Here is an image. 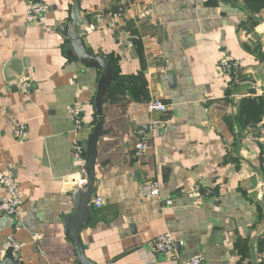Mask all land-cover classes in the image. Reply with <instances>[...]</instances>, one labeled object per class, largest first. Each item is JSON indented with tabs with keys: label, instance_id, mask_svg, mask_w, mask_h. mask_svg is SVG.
Instances as JSON below:
<instances>
[{
	"label": "crops",
	"instance_id": "obj_1",
	"mask_svg": "<svg viewBox=\"0 0 264 264\" xmlns=\"http://www.w3.org/2000/svg\"><path fill=\"white\" fill-rule=\"evenodd\" d=\"M32 1L0 0V171L11 168L23 194L17 216L0 213V259L78 264L64 225L79 188L72 146L86 145L97 124L102 70L67 55L71 0H41L47 21L28 23ZM79 3L88 52L113 70L96 163L103 206L81 233L87 258L264 264V0ZM225 61L236 69L225 74ZM152 101L167 112L149 113ZM19 124L28 131L22 141ZM151 181L160 195L143 200L138 190ZM164 234L181 248L153 254ZM9 237L20 245L16 256L3 255Z\"/></svg>",
	"mask_w": 264,
	"mask_h": 264
},
{
	"label": "water",
	"instance_id": "obj_2",
	"mask_svg": "<svg viewBox=\"0 0 264 264\" xmlns=\"http://www.w3.org/2000/svg\"><path fill=\"white\" fill-rule=\"evenodd\" d=\"M72 7L70 12V23L62 29V34L69 41V50L67 55L77 59L81 64L88 68H97L102 70V75L98 81V92L94 99V113L97 118V124L87 140V185L85 188H77L73 193L74 212L65 218L64 225L67 238L77 249L78 264H96L89 260L85 253V248L81 239V233L89 227L93 213L96 210L92 206V200L97 195L99 180L96 174V163L98 157V142L104 129V101L109 87L113 82V70L107 60L102 57L91 55L84 42V38L90 29L89 19L82 15L79 0H71ZM121 8H113L115 14ZM174 74H171L173 79ZM175 247L179 250L180 244ZM164 256V255H162ZM18 257V256H17ZM0 264H19L15 258L6 256L0 259Z\"/></svg>",
	"mask_w": 264,
	"mask_h": 264
},
{
	"label": "built area",
	"instance_id": "obj_3",
	"mask_svg": "<svg viewBox=\"0 0 264 264\" xmlns=\"http://www.w3.org/2000/svg\"><path fill=\"white\" fill-rule=\"evenodd\" d=\"M49 8L47 4L41 0H34L30 3L29 8L26 11V17L28 23H44L47 21V15ZM223 69L226 72H230L232 69H236V65L225 61L223 63ZM27 87V85H24ZM167 106L159 101H152L147 106L149 113H165L167 112ZM72 118L76 126L81 127L83 124V117L81 115V110L76 107L72 111ZM155 128H160L164 126L162 122L153 123ZM15 137L19 140H24L27 138L28 131L25 124H19L15 129ZM139 152H144L146 150L145 143H140L138 145ZM73 158L79 169V179L76 184L78 187L85 188L87 185V147L85 144L80 142H74L72 146ZM200 187H197V192H200ZM161 186L158 181L147 182L140 186L138 193L143 200H152L160 195ZM169 205L170 202H167ZM23 206V194L19 189L17 181L13 175L11 168L0 171V213L6 216L14 217L19 214ZM92 206L95 209H100L103 206V200L101 197H94L92 200ZM175 238L170 234H164L157 237L150 244V250L153 254H164L170 255L174 252ZM20 249V245L12 238L9 237L6 240L5 248L2 251L3 255H13L16 256ZM186 264H204V259L202 255H197L192 257L187 261Z\"/></svg>",
	"mask_w": 264,
	"mask_h": 264
}]
</instances>
